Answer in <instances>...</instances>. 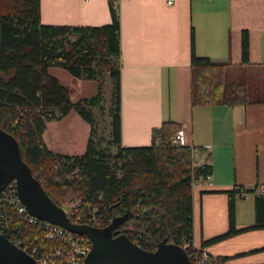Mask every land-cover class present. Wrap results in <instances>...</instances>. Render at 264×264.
<instances>
[{
	"label": "trees",
	"instance_id": "16d2710c",
	"mask_svg": "<svg viewBox=\"0 0 264 264\" xmlns=\"http://www.w3.org/2000/svg\"><path fill=\"white\" fill-rule=\"evenodd\" d=\"M109 13L110 21L98 25L48 24L40 20V0H0V128L16 138L22 159L54 203L63 207L74 197L80 199L67 213L71 221L102 227L126 213L116 226L117 232L137 240L142 248L154 250L165 239L182 245L189 253L192 184L194 178L210 174V167L194 165L190 145L172 143V133L181 127L173 120L152 127L149 144H121L117 0H109ZM240 49L241 61L247 63L246 30L241 32ZM228 64L197 55L191 29L192 105L264 102V88L259 85L243 78L226 80ZM50 67L63 68L73 78L96 81V92L73 101L68 88L49 72ZM107 79L108 99L103 90ZM93 107L105 112L110 137L96 136ZM72 109L89 124L84 151L53 152L43 139L45 122L60 119ZM242 190L239 185L227 190V229L202 240V247L264 226L262 192L254 193V223L236 228L235 201ZM0 229L9 239L40 250L61 243L50 238L38 223L27 222L10 205L0 204ZM240 255H219L216 261Z\"/></svg>",
	"mask_w": 264,
	"mask_h": 264
},
{
	"label": "crops",
	"instance_id": "0c3cea01",
	"mask_svg": "<svg viewBox=\"0 0 264 264\" xmlns=\"http://www.w3.org/2000/svg\"><path fill=\"white\" fill-rule=\"evenodd\" d=\"M118 10L121 144H149L152 127L164 120L178 122L184 143L199 147L194 165L210 167L209 179L200 175L192 185L193 245L214 256L242 254L230 258L233 261L264 262V226L201 246L202 240L227 229V190L236 185L244 190L264 187V102L192 105L189 65L192 29L197 55L228 62L225 76L235 67L264 88V0H118ZM40 20L107 23L109 0H40ZM242 30L248 35L247 63L241 61ZM49 72L63 81L57 67ZM86 124L83 148L89 134ZM64 136L71 140L73 133ZM57 140H62L60 135ZM44 141L53 152L70 154ZM254 193L236 198V228L254 223Z\"/></svg>",
	"mask_w": 264,
	"mask_h": 264
},
{
	"label": "water",
	"instance_id": "95a60500",
	"mask_svg": "<svg viewBox=\"0 0 264 264\" xmlns=\"http://www.w3.org/2000/svg\"><path fill=\"white\" fill-rule=\"evenodd\" d=\"M11 181L30 215L90 240V250L83 264H204L192 261L178 243L162 239L154 250H147L126 234L117 232L116 226L126 213L113 217L102 227L71 221L64 207L54 203L33 176L29 165L22 159L16 138L0 128V191ZM0 264L37 263L30 253L14 244L0 229Z\"/></svg>",
	"mask_w": 264,
	"mask_h": 264
},
{
	"label": "built area",
	"instance_id": "2783aa9c",
	"mask_svg": "<svg viewBox=\"0 0 264 264\" xmlns=\"http://www.w3.org/2000/svg\"><path fill=\"white\" fill-rule=\"evenodd\" d=\"M172 2L173 0H166L167 4H171ZM184 140H185L184 131L182 128L177 129L171 135L172 143L185 144ZM198 151H199L198 146H193V145L191 146L192 157H194ZM209 177L210 174H206L204 178L209 179ZM197 183H198L197 179L194 178L193 185ZM254 189L256 194L264 192V187L260 185H257ZM240 195L245 197L247 195V192L242 190L240 192ZM71 200L72 201L69 203L70 206H74V205L77 206L80 201V199L76 197L72 198ZM0 204L12 206L28 222L38 223L39 226L45 229L52 238L61 240V243L59 245L53 244L51 248H48L46 250H40L36 246L23 244L19 239L16 238L10 239L18 247L30 253L35 258L37 264H83V259L90 250V246H91V242L86 236L71 232L60 225L49 223L44 220H39L36 217L30 215L27 212L25 205L19 199L14 184L10 183L2 191H0ZM133 242L138 244L137 240H133ZM188 250L189 253L187 254L192 261L202 262L204 264H263L264 263V262H249V261H233L230 258L223 261H216L217 260L216 256L211 255L204 249L196 248L193 245V243H192V247L188 248Z\"/></svg>",
	"mask_w": 264,
	"mask_h": 264
},
{
	"label": "rangeland",
	"instance_id": "374dc122",
	"mask_svg": "<svg viewBox=\"0 0 264 264\" xmlns=\"http://www.w3.org/2000/svg\"><path fill=\"white\" fill-rule=\"evenodd\" d=\"M57 71H59L58 73H60V76L62 75L63 81H61V82L64 86H66L68 88L69 93H70V97L73 101L77 100L79 97H82V96L87 97V96H90L96 92V88H97L96 87V85H97L96 81H94V80H84V81L83 80H77L78 78L72 79L71 78L72 76L70 75V73L63 68L57 67ZM61 73H63V74H61ZM250 76H252V75H250V73H247L245 71H237L235 67H232V68H229L227 70L225 78L227 81H235V80H238L239 78H243V79L248 78V79H246L248 81ZM253 79H255V77ZM253 79L250 80V82L252 84H254V85L260 84L259 81L256 80L254 82ZM259 86L262 88V85H259ZM103 90H104L105 98L108 99L109 98V92H110V86H109V80L108 79L103 81ZM92 114H93L94 121H95V134H96V136H101L104 138L110 137L109 136V125H108L109 123H108L105 112L103 110H100V108H98V107H93L92 108ZM62 118L63 119L60 118L61 120H52L51 122L47 123V127L45 126L44 134H43L44 139L48 143H51V144L54 143L55 147L57 145H59L58 148L60 150H64L67 153L77 154V153L83 152L85 147L84 148L82 147V139H83V134H84V127H86V125H87L86 120H84L74 109L70 110L69 113L67 115L63 116ZM58 129H59V132L61 134H57ZM67 132L73 133V138L71 140L64 136V134ZM57 135H60L62 140H57ZM63 207L66 208L67 211L66 210L65 211L68 213L69 209L76 207V206L75 205L70 206V204H68V205L63 206ZM17 213H18V211H17ZM41 229L48 234V232L45 229H43V228H41ZM48 236L50 238H52L49 234H48ZM52 239H54V238H52ZM23 244H27V243H23ZM27 245H30V244H27ZM51 247H49V248H51Z\"/></svg>",
	"mask_w": 264,
	"mask_h": 264
}]
</instances>
